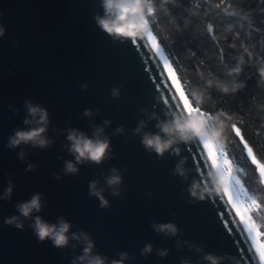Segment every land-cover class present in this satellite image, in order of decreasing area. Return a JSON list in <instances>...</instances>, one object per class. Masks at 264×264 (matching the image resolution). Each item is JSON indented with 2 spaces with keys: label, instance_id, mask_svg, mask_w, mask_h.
<instances>
[{
  "label": "water",
  "instance_id": "95a60500",
  "mask_svg": "<svg viewBox=\"0 0 264 264\" xmlns=\"http://www.w3.org/2000/svg\"><path fill=\"white\" fill-rule=\"evenodd\" d=\"M96 15H103L100 0H0V26L6 29L0 37V196L8 179L15 185L10 201L0 199V264H72L81 255L79 245L72 247L75 242L65 248L38 242L31 221L23 230L5 225V219L19 215L16 204L34 193L42 194L43 205L34 215L49 223L63 217L72 225L70 232L88 234L94 253L109 261L126 252L125 264H202L201 254L211 253L221 264H263L224 185L202 201L187 191L194 180L207 185L209 172L216 171L201 141L179 145V156L158 158L133 135L141 120L144 132L156 131L157 121L147 119L153 113L161 120L165 113H185L184 102L146 33L136 43L113 39L97 27ZM117 87L115 99L111 90ZM25 101L47 110L51 147H6L14 130L25 127ZM85 109L94 115L84 117ZM105 120L111 121L105 135L113 158L65 175L64 161L73 160L65 150V130L91 136L92 125ZM118 127L122 135H114ZM21 150L23 161L17 156ZM180 159L186 161L187 179L172 174ZM29 164L35 167L26 171ZM111 168L122 170L119 197L104 185ZM90 181L105 187L108 207L89 196ZM169 222L178 229L176 237L150 227ZM146 244L152 251L142 256ZM160 249L167 250L166 257L157 255Z\"/></svg>",
  "mask_w": 264,
  "mask_h": 264
},
{
  "label": "clouds",
  "instance_id": "9594fccd",
  "mask_svg": "<svg viewBox=\"0 0 264 264\" xmlns=\"http://www.w3.org/2000/svg\"><path fill=\"white\" fill-rule=\"evenodd\" d=\"M100 7L103 10V15L94 17L97 27L112 37L113 39H132L143 37L149 28L148 17H151L156 11L153 0H100ZM6 29L0 26V37L4 36ZM243 59L238 61V66L231 69L229 75H238L241 71L239 65L243 64ZM260 83L264 84V66L257 69ZM204 79L206 89H215L222 95L234 94L238 91L240 85L237 83H226L219 79ZM82 90L87 88V85L81 86ZM112 98L118 99L120 96L119 88L111 90ZM192 100L195 102L196 110H187L185 113H165V118L160 119L155 113L149 115V121L156 120L154 125L155 132H144L146 127L145 120L138 122L137 127L133 130V135L141 137L143 148L155 153L158 158H162L165 153L179 156V145L190 144L194 141L207 142L210 145H215L220 149L224 148V134L226 122L221 119L225 115L223 111L215 115H209L200 111V106L204 103V95L201 91L191 92ZM187 108V104L185 105ZM11 109V106H9ZM26 115L23 119L24 128L14 130L13 135L8 138L6 147L9 150L16 149L21 145L30 146L33 149L44 150L54 143L47 136L48 130V114L47 110L39 105H34L31 101H25ZM13 111H16L13 109ZM146 110H142L144 112ZM84 117L94 115L91 109H85ZM111 121L105 120L102 126L92 125L91 136L78 130L66 129V145L65 150L73 160L64 161V174L76 175L79 171V165L92 163L95 165L102 164L105 160L112 159L110 139L105 135V128L110 126ZM123 127H118L115 134H123ZM65 134V133H62ZM26 152L21 150L18 152V159L24 160ZM59 159V157H58ZM184 159H180L176 164L173 175L187 179L184 169ZM34 165L29 164L25 169L31 171ZM215 168V167H214ZM126 171V170H125ZM60 179L59 176L55 177ZM208 184L201 185L197 181H193L187 191L190 196L196 200H204L206 195L211 196L213 193H219L224 184L225 177L223 173L213 171L208 174ZM104 185L110 190V195L119 197L121 195L120 187L122 185V170L111 168L109 175L103 177ZM260 183L264 184V179H260ZM15 185L12 179H8L7 187L4 190L0 199L10 201ZM105 187L99 186V181L89 182V196L96 197L101 207H108V201L104 198ZM257 199H264V195H258ZM42 194L34 193L31 198L24 202L16 204V212L19 215L11 216L5 219L4 223L7 226H12L18 230H23L24 222L31 221L28 227L32 229L38 242L48 240L56 248H65L70 242L73 249L77 245L81 248V255L72 260V264H125L130 259L128 253L122 252L118 259H109L100 254L94 253V241L84 232H70L72 225L63 217L58 218L56 223H49L41 216L34 215L42 209ZM257 227L264 226V212L259 216ZM150 227L165 236L173 238L178 235V229L175 224L169 222L165 224L152 223ZM152 251V245L146 244L141 250V255L146 256ZM200 252V249H196ZM168 254L166 249L157 250V255L161 258ZM202 264H221V259L211 253H202L200 256ZM181 264H190L189 260H183Z\"/></svg>",
  "mask_w": 264,
  "mask_h": 264
},
{
  "label": "trees",
  "instance_id": "16d2710c",
  "mask_svg": "<svg viewBox=\"0 0 264 264\" xmlns=\"http://www.w3.org/2000/svg\"><path fill=\"white\" fill-rule=\"evenodd\" d=\"M153 4L156 11L148 17L147 33L151 32L159 55L162 51L167 58V65L162 60L176 86L194 110L191 92L201 91L200 111L225 113L224 148L213 146L240 167L258 195H264L244 146L248 144L264 163V84L257 73L264 66V0H153ZM241 58L240 73L229 75ZM201 76L240 87L225 96L206 89Z\"/></svg>",
  "mask_w": 264,
  "mask_h": 264
},
{
  "label": "snow or ice",
  "instance_id": "6c2138e0",
  "mask_svg": "<svg viewBox=\"0 0 264 264\" xmlns=\"http://www.w3.org/2000/svg\"><path fill=\"white\" fill-rule=\"evenodd\" d=\"M148 40L152 41L153 36L151 32H149ZM133 43H136V41H133ZM161 59L165 61V64L167 65V58L163 56V52L161 51ZM169 73L171 76H173V83L176 84V80L174 77V74L169 69ZM177 92L180 93L181 99L184 102V106L187 104V108L185 107V110H194L191 106H189V101L184 98V93L181 91L180 86L177 84ZM237 135H240L239 132H237ZM203 144V148L207 149V158L211 160V166L215 167L217 172L226 173L228 182L230 185H239L240 180L236 179L232 175V164L233 161L230 160L228 157H226L225 153L221 151L214 150V146L208 144L207 142H200ZM245 148L248 149V156L252 158V163L256 165V168L260 174L261 179H264V164L259 163L256 159V157L253 155L252 149L248 146V144L245 143ZM225 195H229V188H225ZM229 200L233 203V207L236 209L237 213L240 214L241 209H247L249 207L255 206L259 208L261 205L257 202V199L249 195L248 192H245L243 190L238 191L235 195V198L231 195H229ZM241 219H243V216L241 215ZM246 230H247V236L248 239L252 242L253 246L257 248V252L259 253L260 260L264 262V242L259 241L257 238L261 235L259 231H256L255 234L253 233V229L256 227L254 224H249L245 222Z\"/></svg>",
  "mask_w": 264,
  "mask_h": 264
},
{
  "label": "rangeland",
  "instance_id": "374dc122",
  "mask_svg": "<svg viewBox=\"0 0 264 264\" xmlns=\"http://www.w3.org/2000/svg\"><path fill=\"white\" fill-rule=\"evenodd\" d=\"M147 36H148V33L146 32ZM152 42V41H151ZM153 46H154V43L152 42ZM155 47V46H154ZM156 49V47H155ZM157 51V49H156ZM158 52V51H157ZM159 54V53H158ZM160 56V55H159ZM161 58V56H160ZM163 61V60H162ZM164 63V61H163ZM165 65V64H164ZM166 66V65H165ZM167 68V67H166ZM168 70V69H167ZM169 72V71H168ZM170 74V73H169ZM171 76V75H170ZM214 150H217V151H221V150H218L214 148ZM247 151V154H248V149H246ZM226 155V154H225ZM254 155V154H253ZM255 156V155H254ZM226 157H228L226 155ZM249 157V156H248ZM256 157V156H255ZM229 158V157H228ZM230 159V158H229ZM257 161L259 163H262L264 164L259 158H257ZM231 160V159H230ZM249 160L252 162V158L249 157ZM233 161V160H232ZM253 164V163H252ZM253 166L255 167V170L258 174V178H259V182H260V174L256 168V165L253 164ZM224 177H225V180H224V187L226 188H229V195H231L233 197V199L235 198V195L238 191H245V192H248L249 195H252L254 196L256 199H257V196L258 194L256 193V189L255 188H252L250 187V183L248 181H245L241 172H240V167L233 161V164H232V175L234 177H236V179L240 180V184L239 185H230L229 182H228V178H227V175L226 173H223ZM261 184V183H260ZM263 189H264V184H261ZM228 195V196H229ZM257 202L261 205V199H257ZM233 204V203H232ZM263 205H261L259 208L255 207V206H252V207H249L247 209H244L242 208L241 209V212L240 214H238L239 218L241 219V215L243 216V219H241L244 227L246 228L245 226V222L249 223V224H254L256 226V224L259 222V216L262 214L263 212ZM236 210V209H235ZM237 212V211H236ZM256 231H259L261 233V235L257 238L259 241L261 242H264V230H263V227H255L253 229V233L255 234ZM256 248V247H255ZM257 250V248H256ZM259 254V253H258ZM264 264V262H262Z\"/></svg>",
  "mask_w": 264,
  "mask_h": 264
}]
</instances>
